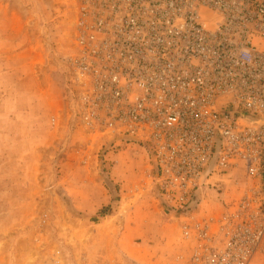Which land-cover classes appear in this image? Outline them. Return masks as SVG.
I'll return each mask as SVG.
<instances>
[{"label": "built area", "instance_id": "1", "mask_svg": "<svg viewBox=\"0 0 264 264\" xmlns=\"http://www.w3.org/2000/svg\"><path fill=\"white\" fill-rule=\"evenodd\" d=\"M76 3L74 115L147 153L160 201L189 212L172 264H264V0ZM208 190L219 214L188 211Z\"/></svg>", "mask_w": 264, "mask_h": 264}, {"label": "rangeland", "instance_id": "2", "mask_svg": "<svg viewBox=\"0 0 264 264\" xmlns=\"http://www.w3.org/2000/svg\"><path fill=\"white\" fill-rule=\"evenodd\" d=\"M77 15L76 0H0V264H133L117 248L123 218L132 224L152 210V197L158 225L178 230L190 248L165 264L187 258L192 243L181 227L189 212L160 201L150 156L118 137L93 136L74 115L68 62ZM206 193L188 211L219 214L223 202Z\"/></svg>", "mask_w": 264, "mask_h": 264}, {"label": "crops", "instance_id": "3", "mask_svg": "<svg viewBox=\"0 0 264 264\" xmlns=\"http://www.w3.org/2000/svg\"><path fill=\"white\" fill-rule=\"evenodd\" d=\"M10 21L15 23L14 27H17L16 20L13 16L9 19V23ZM14 29L16 30V28ZM26 48L29 47L25 46V50ZM26 68H28L27 71H29L26 76L27 78L32 75L31 65L26 64ZM147 203H149L153 209L150 210L149 208L139 217L135 215L137 218L133 217L134 222L132 224L125 222L128 220V215H125L123 218L125 229L119 238V245L117 248L125 252L124 255L126 256L124 257L126 258L127 255L132 256L133 264H165L169 263L167 260L175 254H187L190 248H188L185 242H180L181 240H178V230H175L173 233H169V230V232H164L163 229L165 228L158 225L162 215V211L157 208L159 204L158 201L152 197L150 200H147ZM121 206L122 201L119 208H121ZM128 227L132 229L129 230ZM175 236H177V238H175Z\"/></svg>", "mask_w": 264, "mask_h": 264}, {"label": "trees", "instance_id": "4", "mask_svg": "<svg viewBox=\"0 0 264 264\" xmlns=\"http://www.w3.org/2000/svg\"><path fill=\"white\" fill-rule=\"evenodd\" d=\"M192 206H194V203H191L190 206H189V208L192 207Z\"/></svg>", "mask_w": 264, "mask_h": 264}]
</instances>
